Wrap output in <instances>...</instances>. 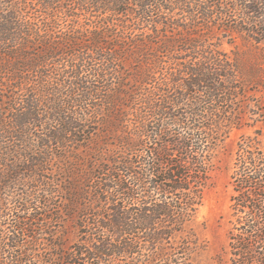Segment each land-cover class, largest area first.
Masks as SVG:
<instances>
[{
	"label": "trees",
	"instance_id": "1",
	"mask_svg": "<svg viewBox=\"0 0 264 264\" xmlns=\"http://www.w3.org/2000/svg\"><path fill=\"white\" fill-rule=\"evenodd\" d=\"M258 115L264 0H0V264H187ZM230 171V264H264L256 138Z\"/></svg>",
	"mask_w": 264,
	"mask_h": 264
},
{
	"label": "rangeland",
	"instance_id": "2",
	"mask_svg": "<svg viewBox=\"0 0 264 264\" xmlns=\"http://www.w3.org/2000/svg\"><path fill=\"white\" fill-rule=\"evenodd\" d=\"M222 49L229 52L231 47L224 43ZM249 118H245L242 127L233 129L211 155L210 184L203 190L195 226L202 248L189 256L187 264H230L228 232L231 228L230 197L233 194L230 170L234 154L242 137L256 138L264 147V117ZM72 239L71 236L69 242Z\"/></svg>",
	"mask_w": 264,
	"mask_h": 264
}]
</instances>
